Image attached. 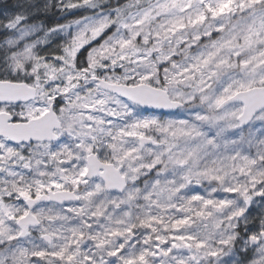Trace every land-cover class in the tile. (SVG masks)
Segmentation results:
<instances>
[{
	"label": "snow or ice",
	"instance_id": "6c2138e0",
	"mask_svg": "<svg viewBox=\"0 0 264 264\" xmlns=\"http://www.w3.org/2000/svg\"><path fill=\"white\" fill-rule=\"evenodd\" d=\"M0 264H264V0L5 3Z\"/></svg>",
	"mask_w": 264,
	"mask_h": 264
},
{
	"label": "trees",
	"instance_id": "16d2710c",
	"mask_svg": "<svg viewBox=\"0 0 264 264\" xmlns=\"http://www.w3.org/2000/svg\"><path fill=\"white\" fill-rule=\"evenodd\" d=\"M12 2V1H11Z\"/></svg>",
	"mask_w": 264,
	"mask_h": 264
}]
</instances>
